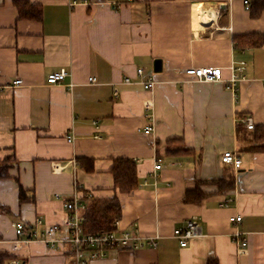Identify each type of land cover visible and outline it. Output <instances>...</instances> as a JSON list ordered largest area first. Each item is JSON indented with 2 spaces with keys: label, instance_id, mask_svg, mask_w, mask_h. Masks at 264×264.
<instances>
[{
  "label": "crops",
  "instance_id": "1",
  "mask_svg": "<svg viewBox=\"0 0 264 264\" xmlns=\"http://www.w3.org/2000/svg\"><path fill=\"white\" fill-rule=\"evenodd\" d=\"M29 2L39 18L19 17L13 0H0V159L11 160L0 178V264H78L61 225L63 200L74 192L80 199L85 192L116 195L115 230L143 241L93 258L84 250L85 264H264V141L242 121L248 115L264 126V45L238 48L234 41L264 33V9L252 16L241 0ZM240 61L243 78L231 84ZM188 66L220 67L222 79L188 80L181 72ZM137 67L143 78L153 75L152 89L137 81ZM60 69L67 75L48 83ZM16 78L22 82L11 86ZM150 112L153 131L146 134ZM226 150L241 159L237 169L220 162ZM119 157L136 162L138 186L128 192L114 187ZM155 157L162 159L156 178ZM227 175L233 187L218 190L212 181ZM195 188L206 196L185 201ZM233 214L240 222H230ZM191 216L201 235L180 246L172 231ZM15 222L24 224L22 236ZM51 225L53 245L41 238ZM23 236L30 239L15 242Z\"/></svg>",
  "mask_w": 264,
  "mask_h": 264
},
{
  "label": "built area",
  "instance_id": "2",
  "mask_svg": "<svg viewBox=\"0 0 264 264\" xmlns=\"http://www.w3.org/2000/svg\"><path fill=\"white\" fill-rule=\"evenodd\" d=\"M77 0H70V4H74ZM246 9L249 8L251 0H241ZM245 66L244 61H240L239 64L234 67L233 72L229 78V82L233 84L238 78H243V76L239 74V71L243 70ZM184 74L189 76L188 80L192 81H214L222 79L221 68L217 66H188L181 70ZM144 69L143 67H137L135 71V77L137 81L142 84V86L146 89H152L156 80L152 74L148 75L147 78H143ZM65 75H67V71L65 69H60L58 71H53L49 73L46 77L48 83H55L62 80ZM95 78L90 76L88 77V81L92 82ZM123 83L129 84L132 83V79L129 76L123 77ZM22 82L21 78H16L10 84L11 86H18ZM262 85L264 86V80H262ZM2 85L0 84V89ZM144 107L146 110H150L152 107V103L150 100H146L144 102ZM150 123L143 126L142 130L146 134H150L153 131V114L150 112L147 114ZM242 121L247 129H252L254 127V122L251 116H244ZM67 140H72V133L66 134ZM219 160L223 164L230 165L234 169H237L241 165V159L234 154L231 150H226L222 152L219 156ZM162 166V159L159 157H155L152 175L154 178L157 176V171ZM59 197V194H56ZM88 196H90L88 194ZM83 204L81 202L80 197L76 192L73 193L72 198L69 200H63V207L66 211L65 216L61 220V225L68 229V237L66 238L71 243L72 251L77 257L78 264H85L86 258H84L81 253L84 250L89 251V257H97L102 254V249L107 247H118V248H139L143 246L142 238L136 234H133L130 231H119V230H108V231H100V232H87L82 226V216L79 214V209L82 208ZM229 220L232 223H238L241 220L240 214H233L229 216ZM115 225H117V220L115 221ZM15 228V232L20 236L24 234V224L21 222H15L13 224ZM57 226L51 225L48 226L44 232L41 234V238L53 245L57 243L53 234L56 230ZM173 236L178 240L180 246L187 245L188 241L193 238L201 235L200 226L197 222V218L195 216H191L187 218L184 223L178 227H175L172 231ZM232 237L240 240L241 247L246 246V239L243 237V233L240 230H235L232 233ZM30 239V237H19L15 242H26ZM15 243V245H16ZM147 243L155 246L156 241L154 237L147 238Z\"/></svg>",
  "mask_w": 264,
  "mask_h": 264
},
{
  "label": "trees",
  "instance_id": "3",
  "mask_svg": "<svg viewBox=\"0 0 264 264\" xmlns=\"http://www.w3.org/2000/svg\"><path fill=\"white\" fill-rule=\"evenodd\" d=\"M17 7L19 17L37 19L40 17V8L31 4L29 0H13ZM257 6V7H256ZM252 16H257L264 9V0H251L249 6ZM235 46L238 48L254 47L264 45V33H247L234 36ZM252 137L256 140L264 141V126L257 125L251 129ZM174 138L169 139V142ZM257 146H255L256 148ZM264 148V146H258ZM172 152L180 153L178 149ZM11 160L7 157L0 159V178L6 176L8 168L11 166ZM113 175L114 187L120 192H128L138 186L136 171V162L127 157H119L114 160L111 168ZM234 177L227 175L215 179L213 184L217 185L218 190L230 189L234 185ZM25 191L19 187L20 199H27ZM206 196L199 188L189 190L185 193V201L198 202ZM83 204L79 214L82 216V226L87 232H100L114 230L115 221L120 217V202L116 195L104 199H97L88 196L85 192L81 197Z\"/></svg>",
  "mask_w": 264,
  "mask_h": 264
},
{
  "label": "water",
  "instance_id": "4",
  "mask_svg": "<svg viewBox=\"0 0 264 264\" xmlns=\"http://www.w3.org/2000/svg\"><path fill=\"white\" fill-rule=\"evenodd\" d=\"M161 69V59L160 58H155L153 60V70L154 71H159Z\"/></svg>",
  "mask_w": 264,
  "mask_h": 264
}]
</instances>
